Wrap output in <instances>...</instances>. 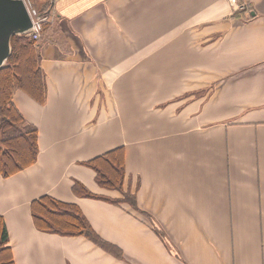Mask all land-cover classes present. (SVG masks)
I'll return each instance as SVG.
<instances>
[{"label":"crops","instance_id":"obj_1","mask_svg":"<svg viewBox=\"0 0 264 264\" xmlns=\"http://www.w3.org/2000/svg\"><path fill=\"white\" fill-rule=\"evenodd\" d=\"M238 1H50L44 103L13 92L39 152L0 175L1 260L264 264V0ZM117 147L125 177L107 189L83 163ZM43 196L76 205L108 249L38 230Z\"/></svg>","mask_w":264,"mask_h":264},{"label":"trees","instance_id":"obj_2","mask_svg":"<svg viewBox=\"0 0 264 264\" xmlns=\"http://www.w3.org/2000/svg\"><path fill=\"white\" fill-rule=\"evenodd\" d=\"M21 90L43 104L45 81L39 67V55L32 40L27 36H15L11 40V53L6 64L0 68V175L9 177L34 164L38 156V130L27 123L13 103L14 90ZM95 172V180L101 187L120 190L125 177L122 147L114 148L83 163ZM75 194L88 198H101L88 192L81 184L72 186ZM119 203L121 200H110ZM31 212L36 228L42 232L65 236H85L97 245L108 249L91 228L90 224L74 204L63 203L50 196H43L32 203ZM52 209V210H50ZM0 255L4 252L7 233L3 223L0 234ZM0 264H13L1 260Z\"/></svg>","mask_w":264,"mask_h":264},{"label":"water","instance_id":"obj_3","mask_svg":"<svg viewBox=\"0 0 264 264\" xmlns=\"http://www.w3.org/2000/svg\"><path fill=\"white\" fill-rule=\"evenodd\" d=\"M33 27L24 0H0V68L10 57L12 38L29 33Z\"/></svg>","mask_w":264,"mask_h":264},{"label":"rangeland","instance_id":"obj_4","mask_svg":"<svg viewBox=\"0 0 264 264\" xmlns=\"http://www.w3.org/2000/svg\"><path fill=\"white\" fill-rule=\"evenodd\" d=\"M50 1L51 0H46L45 5H38L36 0H24L26 5L28 4V6L30 8L36 9V13H37V15H39V18H41L42 15L47 18L46 22L38 27V29H40L39 30V34H38L39 38L37 40L32 39V41L34 42V44L36 46V49H38L39 42H40V40L43 37L46 23H48L51 20V18H52L50 15L48 16V13L50 11L49 10L50 9ZM228 2L230 3V5H233L234 7L238 4L237 0H235L234 2H231V1L228 0ZM233 3H235V4H233ZM22 36H27V35H22ZM37 54H38V50H37ZM203 93H204L203 91H200V92H196L195 94L196 95H201ZM50 210H52V209H50Z\"/></svg>","mask_w":264,"mask_h":264},{"label":"built area","instance_id":"obj_5","mask_svg":"<svg viewBox=\"0 0 264 264\" xmlns=\"http://www.w3.org/2000/svg\"><path fill=\"white\" fill-rule=\"evenodd\" d=\"M229 1L234 2L235 0H229ZM233 4H235V3H233ZM235 7L239 8L240 10H243L245 8V5L240 4L238 1V4ZM27 8H28L29 14H30L32 21H33V24H34L33 30L30 31L29 33H27V36L31 40L32 39L37 40L39 38L38 34H39V30H40V29H38V27L41 26L43 23H45L47 18L43 15L41 18H39V15H37V13H36V9L30 8L28 6V4H27Z\"/></svg>","mask_w":264,"mask_h":264}]
</instances>
